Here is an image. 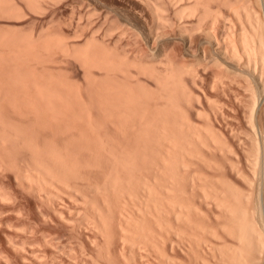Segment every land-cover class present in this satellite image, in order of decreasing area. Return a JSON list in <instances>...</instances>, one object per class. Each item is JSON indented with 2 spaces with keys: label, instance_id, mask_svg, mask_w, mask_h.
<instances>
[{
  "label": "bare ground",
  "instance_id": "obj_1",
  "mask_svg": "<svg viewBox=\"0 0 264 264\" xmlns=\"http://www.w3.org/2000/svg\"><path fill=\"white\" fill-rule=\"evenodd\" d=\"M21 1L22 3L24 2L23 4L24 6L26 5L25 7H27V9L29 8L30 10L41 13L44 10H46V7L48 8L50 7L49 4H52L51 2L55 3L58 0H21ZM75 1L76 0L72 2H75ZM106 1L107 0H92V1L87 0L88 5L92 4L90 5L91 7L94 5L93 8H91L90 6L86 4L88 7H90L91 10H93V12L94 11L96 12V10L98 9H100L101 12L104 10V12L102 13L99 10L100 16L104 13L103 14L104 16L102 15L103 19L100 18L101 22H104V24L100 22L101 24H99V27L101 28V26L103 25L104 26L107 25V26L106 28L104 27L105 34L103 36L101 35L100 36L102 38L103 37L107 38V36L105 35L111 36V34L116 31L118 32L116 33V35L118 36L117 37L115 36V39H116V40L114 39L115 41H117V38L119 36L121 38L125 37L124 34L127 35L128 32H129L128 34L130 35L132 34L133 37L137 36L139 40L140 38L138 36H140L147 46L153 47L155 45L156 50H157V47L160 48L161 50L160 52L162 54L161 59L158 56L159 60L157 57V61L152 59V61L150 62L146 58L145 60H142V59L136 58L137 56L134 57L136 54H134L133 57H130L128 55L129 52L128 54L126 53V50H127L126 46H128L129 48V45H131V43L128 45L124 44L126 45L124 47V46L117 44V42H115V44L113 45L114 42L112 43L111 41L112 45H108L109 41H106L105 38H103V40H105L106 42L103 41L102 38L100 39L99 36H98L99 39L96 37L98 33L101 32V29H102V28L100 29L99 27L97 28L100 31L97 28H96L97 29L96 31H95V28L92 29V32L93 31L97 32V35H94L95 33L91 32L92 34L90 36H86L87 39L85 40V42L84 41H82L83 43L77 42L81 44V45L76 44L78 46H75V44L70 43L68 38L65 37L66 35L64 36L61 33L57 34V32H54V33L48 32V29L50 30V28H48L47 31H45L44 33H41L42 31H40L38 35H36L35 33L33 34V32H31L30 34L29 33L25 34V35L24 34L18 35V33L16 32L15 33L7 32V34L3 32L0 34V103L1 105L4 106V109H6L7 111H12L13 113L16 112L20 115L30 117L32 118L33 121L39 122L40 125H43L44 128L49 124L55 125V127L56 125L59 127L62 126L60 127V129L74 126L75 129L78 128L80 131V134L78 135L83 136L88 141L90 138L89 135H91V137L93 136L94 139L91 138L92 139L91 142L94 143V145L96 146L97 153H99V150L101 151L103 150L105 152L104 154L107 155L106 158L107 157L111 158V161L108 159V161L110 162V167L108 166L109 167L108 169L110 170L107 176L109 177L111 176L110 178L113 181V183L111 181L113 187H116L117 184L124 183L123 181L125 182L127 181V183L129 182V184L131 182L132 183L134 182V184L136 185L139 191L142 190L145 193L146 197L149 196L148 197L149 199L145 197L146 198L145 201H148V200L150 201V198L156 196L155 200L153 201H155L154 202L155 206L156 205L159 206L161 203L160 202L158 203V200L160 198L158 199L157 196H160V194H166V193H163L162 191L164 192L167 191L168 193H171L177 189V188L174 189L175 188L174 184L179 174V173L177 174V171L179 170L184 171V170L189 169V163L191 161V158H193L194 155H196L199 150L198 145L205 144L206 142H208L207 138H210L212 142L213 141L215 142L214 143L215 145L217 144L218 146H220L219 144L223 145L226 143L225 147L227 146V142H225V140H223L224 141L223 142L222 139H220L222 137L225 138V136H222V135L217 136L218 133L215 134V131L212 129L215 126L212 125L211 127V123H209L208 126L205 125L206 127L204 128V130H202V128L198 124L199 122L197 123L194 120L193 116L188 111L190 108H195L197 114L202 113L200 109L195 106L194 104L195 102L200 104L201 99L205 98L207 102H210L211 104L214 105V101H212V97L218 96V95L221 96L220 94L221 92L219 93L220 89L218 87L222 86L221 88L224 87V90H226L225 89L227 88L226 85H229L231 83L233 85V83L236 82L238 85H240L241 88L243 86L242 89H246L245 92L248 91V93H251L252 95V98H250V104L251 105L253 104L252 107L249 104V106L251 107L249 108L247 106L248 103L244 104L245 105L244 107L242 106L243 108L247 106V108L245 109L251 110L249 112L251 113V115L249 116L248 114L251 122L249 121L248 118H247L248 120L246 119L247 121L250 122V124H248L247 122L248 126L253 125V127H256L260 123V122L259 123L255 122V124H253L254 122H252L251 118L255 115L259 116L261 113L264 112V97L262 100L263 101L262 104L260 103L261 101L259 100V94L261 95V93L264 92V0H127V1L121 0L120 5L116 6L118 7V9L114 7L117 11H114L113 9L111 10V7L107 6ZM17 2H18L17 0H0V13L1 12L2 14L6 13V14H9L10 16L12 14L14 15V17H16L15 15L20 14L22 11V9L20 8L22 3L19 6ZM83 2L85 3L86 1L84 0ZM99 5L101 6L105 5L107 7L102 9L101 6ZM89 11L88 13L92 15ZM112 11H114L115 14L112 13ZM22 13H24V11ZM111 13L114 15L113 19H111L112 18L111 16H113ZM100 16H98V19ZM18 17L20 16L18 15ZM149 17L151 18V22L149 20ZM109 18L111 20H109ZM80 28L83 29L82 27ZM85 29L86 27L84 28V31ZM84 31H80V32L84 33ZM133 37H129V38L132 39ZM134 38L135 40H137L136 37ZM120 39H119V42H120ZM142 39L140 40L141 42H142ZM139 42H135V43H139ZM135 43L133 47H137V44ZM177 43H180L182 46L181 51H180L181 54L178 53V48L176 47ZM130 47H132V45ZM138 47L140 48V44H138ZM51 50L53 51L50 52ZM47 52H50L51 54L53 53L52 57H55V55L57 56V54H59L58 55V58H59L60 56H62L60 54H64L66 56L67 55L74 56L75 57V58L73 57L74 59L77 58L81 62V64L84 66L83 68H84V75H85V84L82 87H77L78 85H73L71 83L72 80L70 79V77L69 78L67 77V73H66L67 71L65 69L62 68L65 71L62 70L63 72H61V70H59L58 67H56L58 71L53 67L59 61L57 59H56L58 61V62L56 61L57 63L53 61L51 54H49L50 55L49 57L47 55L48 54ZM130 55L132 56L133 54H130ZM179 57H182V58H179ZM185 57L187 60L185 59ZM49 58H51L50 61H49ZM189 59H191V61H189ZM51 60L55 62V64L52 66L54 69L51 67L53 62L51 65L49 64ZM94 68H97L99 70V74H96L93 71ZM132 69H134V72L132 71ZM207 72L208 73L212 72V74L210 75H213L212 76L213 79H210V81L212 80L210 87L208 88L205 86L206 85L205 81L207 80V78L209 79V77L211 76H209V74H208V77L205 76ZM62 73H65V75ZM141 75L147 76L149 79L152 80L153 83L149 84L148 82L144 81L141 78ZM228 87L231 88L232 86L230 85ZM227 91H228V88H227ZM237 93H235L236 96H237ZM243 96L245 97V95ZM244 97H243L244 102L242 103H246ZM246 97H248L246 101L249 102L250 96L247 95ZM240 100L243 101L242 99ZM220 101H217V102L220 103ZM94 102L96 105H94ZM183 103L187 104L189 109H186ZM221 104H226V103L224 102ZM220 107H222V105ZM93 108H95L94 111H93ZM218 109L221 110V108L219 107ZM245 109H243V111H245ZM213 111H217V109L216 110L214 109ZM224 111H225V108H224ZM257 116H255V118ZM17 117H21V116H17ZM3 119H2V116L0 115V144H1L0 146L2 145L5 146L6 150L2 146V149L5 150V151L3 150L2 151L7 152L8 149L6 147L7 146L6 142L9 140L8 136L13 135L15 139L13 137L12 138L9 137V138L13 139L14 141L18 140V138L20 140V138L22 137L21 134L23 133V131H21V129H18V128L15 129L14 128L16 126L15 124H14L15 126L14 125L10 126L12 124L9 123L10 125H8V123L7 124L6 122L4 123L5 119L4 120ZM21 119L23 120L22 117ZM8 120L6 119V121ZM32 120L30 119V122ZM101 120L107 123L108 131L110 133L107 132L106 135L119 148L118 152L109 153L108 151H106L105 149L106 143L103 140L102 135L100 134L98 130V126ZM258 120L259 119L257 117V121ZM241 121L242 120H240V123ZM262 123H264V121H262ZM6 125H8L9 128L13 127L14 129V130H11L10 135L9 133L7 134V132L5 131V129L7 130ZM258 126L260 127V125ZM49 128H51L52 130L53 127H49ZM262 128L264 130V127ZM56 129L59 130L58 128ZM69 129L70 128H68L67 130ZM253 129L255 130V128ZM260 129H259V132L262 133V130ZM28 130L30 131V129H27V131ZM241 130H244V129L242 128ZM19 131L21 134L19 133ZM27 131H24V134H26ZM73 131L75 132V135H76V131L75 130ZM247 131L248 130H246L247 134L242 133L244 134V137L246 135L249 136V134L253 136L252 131H251L252 134L249 133L250 130L248 132ZM32 133H31V136L29 137V139L31 138L30 140L29 139L26 140L27 134L26 136L24 135L25 141H32V138L35 137V135L33 136ZM254 134H256V132H254ZM18 135H21V137L20 136L18 137ZM256 136L258 137V135ZM253 137L251 138V140L253 142L256 141L257 143V140L259 138L257 139L255 137V140H254ZM22 138H21L22 141H20L21 145L24 144L25 142L23 141L24 138L23 139ZM65 139H68V138H65ZM246 139L249 140L250 138L247 137ZM252 141L251 143L253 145L254 143ZM81 143L82 142H80V145H82ZM29 145L31 147L27 146V148L30 150V152L37 148L36 147L37 143L31 144L29 142ZM84 145L85 144H83V146ZM254 145L258 146V144H254ZM55 146L56 145L54 144V147ZM256 146H253L254 147L253 150L256 149L255 151L259 153V151L257 150L259 149V147L256 148ZM40 148L42 147H39V150L38 149L36 150V151H39L38 153L42 152V149H44V148L42 149ZM48 148L50 147L48 146ZM52 148L50 149L45 148L43 150V151H47L46 154L44 155L48 154L50 156V159L52 160L50 161V159L47 156H45V161H48L46 160V157L47 159H49V161L47 162L49 165L52 162H53L52 165L54 164L57 165L56 162L60 164V166L58 165L56 166L58 167V169L59 167H61L59 172H61L63 169H66V171L71 169V172L72 170L74 172L77 167H79V170L78 169L77 170L80 171L81 166L79 165L81 164L83 166L81 162L79 165L76 163L77 167H75L74 163L76 159H74L75 161L72 160L71 163H73L74 166L72 165L71 166L72 168H71L68 165H69V160H71L72 158L69 160L65 159L67 157L64 158V155H63L64 153L59 151L61 148H59L58 151H56L58 148L57 146L56 148H54L55 150ZM79 148L81 149L80 146ZM62 150L63 149H61V151ZM82 150L83 148L81 149V151ZM2 151H0L1 154H2ZM66 151L64 152L66 153ZM103 151H102V154H103ZM228 151H230V149ZM250 151L251 150L248 151L247 156L248 157L251 156L250 159L251 160L252 158L254 160L256 159L255 162H257L258 161L257 159H259L260 154H255L256 152L254 151V154H255L254 155ZM34 152L35 151H33L32 155H34L33 159H35L34 165L36 167L38 166L37 167L38 169L37 168L36 169L39 170L40 168L41 170H44L43 174L44 173L49 174V176L45 174V176H47L45 177L46 178L45 180H48L49 186H52L54 188L55 185L53 184L54 185L53 186L52 184H50L51 180L49 181V177L54 176V173L58 169L55 168L56 170L54 169V171H51V169L53 170V168H50L51 165L49 166L47 163L45 164V161L43 162L44 158L42 157H44V155L40 154V155H43L41 157L38 153L36 154V152L34 154ZM57 152H59V154ZM223 152H226V151H222V154H224ZM202 154L198 155L199 160L201 159L200 156ZM35 155H37V157H35ZM38 155H39V158H38ZM67 155H70V154H67ZM95 156H96L95 158L98 157L97 159H99V157H102V156H97V155ZM203 156H201L202 159H203ZM254 156L257 158H254ZM2 158L0 159V161L2 160ZM91 160L93 161V158ZM261 160L263 159L261 158ZM94 161L95 163H94V166L92 167L94 169L96 165L98 164L101 165L102 163L101 160L100 162H97V163H96L97 160H94ZM88 163L86 165L84 163V166H86L85 168H88L87 167L88 165L92 166L90 165V163L89 164ZM208 163L209 161L207 162V164ZM250 164L251 166L255 165V163L252 164V162H250ZM5 165H8V164L6 163ZM55 165L52 167H55ZM35 166H33V168ZM101 167L96 166V169L100 170ZM33 168L31 166V169L29 170H32ZM149 170L152 171V174L150 173ZM28 171L26 170V172ZM64 171L65 170H63L64 177L66 176L65 174L69 175L70 173V175H72L73 173V172L64 173ZM78 171H77V174H79ZM37 172L39 171H36L35 174L34 173L32 174L36 176L39 174L38 177H40L42 175L40 173L42 172L36 174ZM255 172L253 174L254 176L257 175V173L255 175ZM20 173L21 175H23L24 171L23 173L22 172ZM57 173H56L57 176L55 175L54 177H51L50 179L52 178L54 179V178H57L58 176H61V174L58 173L59 174L58 175ZM201 173H200V176L202 175ZM28 174H31V171H29ZM150 174L153 176H150ZM240 174H243V172L242 173L240 172ZM25 175L27 174L25 173ZM104 176L106 175L104 174ZM107 176L105 178H107ZM41 177H44V176L42 175ZM109 177L107 179L104 178V180L105 181L108 180ZM161 177H164V179H162ZM38 179L39 178H37L36 180ZM41 179H44V178H41ZM177 179H179V177ZM204 179L206 178L203 177V181L205 182ZM59 180L54 179V181L56 182H58ZM62 180L61 182H65V180L64 181ZM201 180H202V177H201ZM207 180L206 182H208ZM40 183L42 184V182ZM66 184L67 182L65 183V186ZM176 184L178 185V183ZM68 186L70 185L67 184L66 188ZM98 187L100 188V186ZM211 188L213 187L211 186ZM238 189L240 190V188ZM96 190L98 191L99 189H96ZM168 193L167 195H170L171 197V194H168ZM221 194H224V192ZM173 195L174 194H172L173 199L177 198V197H174ZM236 195L238 197H241L238 195V193ZM236 195H235V198H236ZM0 196H3V195L0 194ZM217 196H218V193H217ZM244 196L245 195H243L242 197ZM219 197L220 196H218V198ZM238 197H237V200L239 201L240 199H243V198L239 199ZM161 198L163 199L164 197H161ZM173 199H172V202H170L169 200V203H171L172 205L176 203V202L173 203L174 201ZM177 200L180 201L182 199H177ZM218 200L220 201V199ZM218 200L216 198L215 201L217 202L215 206L219 208L220 206L217 205ZM252 200L253 199H251V202H254ZM159 201H161V199ZM179 201L176 203V205H173V209L174 207L176 208L177 205H179V207L181 208L180 211L177 210L178 212H174L175 214L173 215L177 217L176 219L177 221H179V218L180 219L182 218L183 220L182 216L186 217V215H183V212H186V210L188 211L187 206L191 207V205H186V204H183L182 202L179 203ZM229 201H227V203ZM231 202L232 201H230V203ZM241 203L243 204V206L245 205L242 201ZM232 204L235 205L234 202H232ZM182 205H185L184 207L186 208V210L183 212H182L183 210ZM239 206L230 207L231 209L230 213H232V210L234 211L232 213L233 215L231 214L232 217L234 216V214L236 215V218L234 219L233 217V219L235 220L234 222L236 224L238 223L237 226L239 228V234H240L239 241L242 240V243L244 242L245 244H247V242L250 240L251 244L249 241V244H247V246L252 245V239L255 236H253L252 238L253 233L251 234V232L254 229L256 231L255 224L256 225L258 224L255 223V221L253 222L252 216L250 217L249 215V218L251 219L247 217L248 214H251L250 212L248 213L245 212L248 207L245 210H244V207H241V206H240V209H237V207ZM156 208L157 210H160L158 209V207ZM232 208L234 209L236 208L237 210H234ZM252 209H254V207ZM173 211H176V210H173ZM227 212L229 213V211ZM186 213L189 214L188 216H190V213L188 212ZM188 216L187 218H185L186 220L191 218V217L188 218ZM233 219L232 220L229 219V220L233 221ZM193 224L195 226L196 223L193 222ZM197 225L198 224H196V226ZM202 225H201V228H202ZM204 228H206V226H204ZM174 230L177 231L176 229ZM183 230L184 229H182V231ZM182 231H180V233ZM200 231L207 232V230H200ZM213 231H214V228H213ZM185 232L186 231L184 230V232L182 233L187 234L189 238L188 232L187 233ZM256 232L258 234V230ZM228 234L230 233L228 232ZM236 234L238 235V232ZM254 234L256 235V233ZM192 235H193L192 236V239H193L194 236L196 235L194 234ZM214 235L215 234H212V236ZM232 236H235V235H232ZM257 236H256V239L260 237V236L259 237ZM250 237L252 239H250ZM205 238H204V241L206 240ZM197 239L200 240L201 238L197 237ZM260 239L262 240V237ZM260 239L258 240V242H261V243H258L254 239L255 240L254 242H257L258 248L260 246L259 244H261V246L263 245V242L260 241ZM209 241H208L209 243L212 242L211 240ZM201 242H202V239H201ZM212 244L213 243H211V246ZM245 244H242V245H245ZM255 245L253 247L256 250L254 251V253L256 252V256L258 255L262 256L260 255L261 253H259L260 249L258 250V253H257V249ZM230 246H228L227 248H229ZM232 248L235 249L233 246ZM229 249H231V247ZM241 249L242 248H240V251ZM243 249H246V248L244 247ZM254 249H251V250H254ZM238 250L235 249V251L237 252ZM247 250H248L247 253H249L248 257L250 258L251 256L250 253H252L253 251L251 252L250 250L249 252V249ZM261 251H262V248H261ZM254 253L252 254V256L254 255ZM240 256L241 258L243 257L242 255ZM255 258H259V257H255ZM220 261H221V258H220ZM252 261L254 260L252 259ZM252 261L251 263H254ZM208 264H210V262Z\"/></svg>",
  "mask_w": 264,
  "mask_h": 264
},
{
  "label": "rangeland",
  "instance_id": "obj_2",
  "mask_svg": "<svg viewBox=\"0 0 264 264\" xmlns=\"http://www.w3.org/2000/svg\"><path fill=\"white\" fill-rule=\"evenodd\" d=\"M17 1H18L17 4L20 6L22 1L21 0H17ZM72 1L71 0H58L55 3L51 2L52 4L48 3L50 7L49 8L46 7V10H44L43 12L39 11L41 13L30 10L29 8L27 9V7H25L26 5L24 6L23 4L24 2H23L20 8L22 9L21 13L23 11L24 13H22V15L21 13L18 14L20 17H18V15H15L17 18L14 17V15L12 14L10 16L9 14H6V13L2 14L1 12L0 13V34L3 32L5 34H7V32L9 33L16 32L18 33V35L19 34L25 35V34H28V33L30 34L31 32H33V34L35 33L36 35H38L40 31H42L41 33H44L45 31H47L48 28H50V30L48 29V32H51V33L57 32V34L61 33L64 36L66 35L65 37L68 38L70 43L75 44V46L81 45L80 43L82 41L85 42V40L87 39L86 36H90L93 32L95 33L94 35H97V32H95L98 29L97 27H99V24L101 23L104 24V22H101V19H100V18L103 19L104 13L102 14L103 16L101 15L102 16L101 17L99 14L101 12L100 9L96 10V12L95 11L93 12V10L90 9L91 7L90 5L92 4L88 5L87 0H85L86 1L85 3L83 2L84 0L82 1L76 0L75 2H72ZM106 3L108 7H111V10L113 9L114 11H117L116 9H118V7L116 6L120 5L121 0H107ZM86 4L90 7H88ZM93 6L91 8H93ZM107 6L103 5L101 6V8L103 9V8H106ZM88 11L92 15H90ZM114 11H112V13H114ZM102 12H104V10ZM88 14L90 17L88 16ZM97 15L100 16L99 19ZM111 17H112L111 19H113L114 15ZM111 19L109 18V20ZM149 20L151 22L150 17H149ZM106 26L107 25L101 26L103 30L99 27L101 29V32L103 31L104 32L101 33L99 32L100 30L98 29L99 33L96 36L97 38L98 36L100 39L102 38L101 36L105 34ZM80 27H82L83 29H81ZM85 27L86 29L84 31ZM94 28H95V31L92 32V29ZM80 31H84V33H81ZM113 33L112 34L114 36L111 33H109L111 34V36L105 35L107 36L108 39L106 37H103V38H105L106 41H109L108 45H112L113 42H114L113 43L114 45L115 42H117V44L125 47L126 45L124 44L128 45L131 43L132 47H130L131 45H129V48L128 46H126V49L128 51L125 49L127 54L129 52L128 55L130 57H133L134 54H136L134 57L137 56L136 58L142 59V60H145L146 58L150 62L152 61V59L157 61L158 56L161 59L162 54L160 52L161 51L160 48L156 46L157 47V50H156L155 45L153 47L147 46L140 36L138 37L140 38V40L142 39V42L137 38V36H134V37H136L138 41L135 40L132 34L131 35L128 34L129 32L127 33V35L124 34L125 37L121 38L119 36L117 38V41H115L116 40L115 36L116 37L118 36L116 35V33L118 32L116 31ZM129 37H133V38L130 39ZM119 39H120V42H119ZM134 41L135 42L140 41V42L135 43ZM77 42H80V43H77ZM134 43L137 44V47H133ZM138 44H140V48L138 47ZM176 47L178 48V53L181 54L180 52L181 47H182L181 44L177 43ZM52 51L53 50H51L50 52ZM50 52H47L48 53L47 55L49 57H50L49 54H51ZM52 54H51V57H52ZM130 54H133V55L131 56ZM58 55L59 54H57V56L55 55V57H52L53 61L55 62L57 60L59 61V62L57 61L58 63L56 62L57 63L56 65H54L55 62H53L52 60L50 63L49 62L48 63L51 65L53 62L51 67L54 65L53 67L56 70H57L56 67H58V69L61 70V72L66 70L67 77L68 78L70 77V79L72 80L71 83L73 85H78L77 87H82L85 84V75H84V68H83L84 66L81 64V62L77 58L74 59L75 58L74 56H68V55L66 56L64 54H60L62 56L58 58ZM159 57H158V60H159ZM179 58H182V57H179ZM50 59L51 58H49V61ZM191 59H189V61H191ZM62 68L65 70H63ZM93 71L96 74H99V70L97 68H94ZM132 71L134 72V69H132ZM62 74L65 75V73H62ZM208 74L211 77H209V79L207 78V80L205 81L206 83L205 86L207 88L210 87V84L212 81V80L210 81V79H213L212 77L213 75H210L212 74V72L210 73L207 72L205 76L208 77ZM141 78L144 81L148 82L149 84L153 83L152 80L149 79L147 76L141 75ZM235 83H233V85L232 83L229 85H226L228 88V91H227V88H225L226 90H224V87L223 88H221L222 86L218 87L220 89L218 90H219V93L221 92L220 93L221 96L218 95V96L212 97V101H214V105L211 104L210 102H207L205 98L204 99L202 98L203 100L201 99L200 104L195 102L194 104L196 107L200 109V111L202 112L201 114H197L195 108L189 109L188 105L183 103L186 109H189L188 111L193 116L194 120L197 123L199 122L198 124L202 128V130H204V128L208 126L209 123H211V127L212 125L215 126L212 129L215 131V134L218 133L217 136H220V135L225 136L227 140L222 136H221L222 138L220 137L219 138L222 139V141L225 140V142H227V146L225 147L226 143L223 145L219 144L220 146H218L217 144L215 145L214 144L215 142L214 141L212 142L210 138H207L208 142H206L205 144L198 145L199 150L197 154L194 155L193 158H191V161L189 163V169L184 170V171L182 170L177 171V174L179 173L177 178L179 177V179L176 178V181L174 184L175 186L174 189L177 188L174 191L175 193L174 192L168 193L167 191L165 192L162 191L163 193H166V194H160V196H157L158 199L159 198L161 199V201H159L160 199L158 200L156 198L158 200V203L159 202L161 203L160 204L161 206L159 205L160 207L157 205L155 206L154 204L155 201L153 200H155L156 196L152 197L154 199L150 198V201H152L153 203L150 202L149 200L145 201L146 198H148L149 196L147 195L148 197H146L145 193L142 190L139 191L136 185L134 184V182L133 183L131 182L129 184V182L127 183V181L126 182L123 181L124 183L117 184L116 187H113L112 185L113 181L110 178L111 176L110 177L107 176L110 170L108 169L110 167V162L108 161V159L111 161V158L110 157L106 158L107 155L104 154L105 152L103 150H102L103 154L101 150H99V153H97L96 146L94 145V143L91 142L92 141L91 138L94 139L93 136L91 137V135L88 134L90 137L89 138V141L91 142L90 143L83 136L78 135L80 134V131L78 128L75 129L74 126L68 127L70 128L69 130L71 131L67 130L68 128L60 129V127L62 126L59 127L56 125L55 127V125H50V124L49 125L45 124L48 127L46 126L44 128L43 125H40L39 122L33 121L32 118L30 117L20 115L16 112L13 113L12 111H7L6 109H4V106L1 105L0 103V115L2 116V119L4 117L5 119L4 123L6 122V124L8 123V125L12 124L10 126H13L15 124L17 126L16 127L14 125L15 129L18 128V129H21V131H23L22 134L19 131V133L22 135L23 138L27 134L26 140L29 139L32 132H33L32 133L33 136L35 135V137L32 138V141H25V138L23 139L21 135H18V137L20 136L23 139V141H25L24 144L22 145L20 144V141H22L21 138L20 140L18 138V140L14 141L13 139H11L13 135L12 136L6 135L8 136V139H9L6 142L7 143L6 147L8 151L3 152L6 150V148L5 146L2 145L3 148H5V150H3L2 146H0L1 147L0 151L3 150L2 154L0 153V155L3 157L2 158L0 156L2 158L1 160L2 162L0 161V191L3 192V193L0 192V194L3 195V196H0L2 198V199L0 198V264H206V263L208 264L209 262L210 264H250L252 259L254 260L252 261L254 263H251V264H256V263L264 264L263 262L264 261V254H263L264 253V173H263L264 172V141H263L264 135H262L264 134L263 133L264 130L262 128L264 127V123H262V121H264L263 120L264 112L261 113L259 116L255 115L258 117L259 119L258 121H257V117L255 118V116L251 118L252 122H254L253 124H255V122L257 123L260 122L258 124L260 125V127L258 125L256 127H253V125L248 126V124H250L251 122L249 118V116L251 115V113L249 112L251 110L248 109L249 110L248 111L245 108H247V106L249 108L252 107L253 104L252 105L250 104V98H252V95L251 93H248V91L245 92L246 89H242L243 86L241 88L240 85H238L237 83L236 85ZM230 85L233 87V88L231 87L232 89L228 87ZM235 93H237V96ZM246 93L248 96H250L249 102L246 101L248 99V97H246L247 96ZM243 95H245V97ZM242 96L244 97L246 103H242L244 102ZM234 97L236 98L239 97V98L236 99ZM263 97H264V92H262L261 95L259 94V100L261 101L260 102L261 104L263 103L262 101ZM240 99H242L243 101H241ZM215 101L216 102L220 101V103L219 102L216 103ZM224 102L226 104H221ZM220 104L222 105V107H220L221 106ZM244 104H247L245 108H243L245 106ZM249 104L251 105V107L249 106ZM94 105H96L95 102H94ZM218 107L221 108V110L218 109ZM224 108H225V111H224ZM94 109L95 108H93V111ZM212 109L213 110L217 109V111H213ZM243 109H245V111H243ZM243 112L246 114H244ZM17 116H21L23 120L21 119V117H17ZM26 117L29 119H27ZM247 118L249 119L250 122L247 121L248 120ZM6 119L7 120L9 119V120L6 121ZM30 119L33 122L32 121L30 122ZM240 120H242L241 123H240ZM8 125H6L7 130L5 129V131L7 132V134L9 133L10 135L11 130H14V129L13 127H10L12 128L10 129ZM49 127H53L52 130ZM241 127L244 130H241L242 129ZM56 128H58L60 132L62 130V132L60 133L59 130H57ZM253 128H255L256 131ZM27 129H30V131L29 130L27 131ZM54 129L56 130V132ZM259 129L262 130V133L259 132ZM73 130L76 131V135ZM77 130L79 133L77 132ZM98 130L100 134L102 135L103 140L106 143L105 145L106 151H108L109 153L118 152L119 148L106 135L107 132L108 133L110 132L108 131V125L105 121L103 120L100 121ZM246 130L248 131L250 130L249 133H251V131L253 132L254 130L256 134H254L253 132V136H254L253 137L248 133L249 136H251L249 137L246 135L248 138H250L248 140L246 139L247 138L246 136L244 137V134H247ZM24 131H27L26 134H24ZM256 135H258V137ZM252 137L254 138V140H255V137L257 139L259 138L257 140V143L256 141L253 142L251 140ZM65 138H68V139H65ZM242 138L244 139V141ZM80 139L83 141H81ZM34 140L37 143V146H36L37 148L30 152L27 146L28 147L30 146L29 142L31 144L33 143L36 144ZM250 140L254 144H258V146L254 144L252 145ZM80 142H82L81 143L82 145H80ZM54 144L58 147L56 151H58L59 148L63 149L62 151L61 149L59 151L64 153L63 154L64 158L67 157L65 159L69 160L72 158L71 160H69V165H68L69 167H71L72 165L74 166V164H75V167H77L76 163L79 165L80 162L83 164V166L80 164L79 166H81L80 167L81 169L80 171H78L79 167H77L75 169L76 173L75 171L73 172V170H72L73 172L72 173L71 169L67 171L66 169H63L65 170L64 173L66 172L72 173V175H70L69 173L70 176L65 174L66 176L64 177L63 170L59 172L61 167H59V169L58 167H56L57 165L60 166V164L56 162L57 165L54 164L55 167H52L54 166L52 165L53 162L52 163L50 162L51 163L50 168H53V170L51 169V171H54V169L57 168L58 173L61 174L62 176V177L58 176L60 178L57 177L58 179L57 178H54V179L56 180L63 179L62 181L65 180V182H61V180L56 182L54 181L53 178L50 179L51 177H54L57 173V171L55 173L53 172L54 176L49 177V181L50 180L51 182L54 181L52 183L50 182V184L55 185V186L53 185L54 186L53 188L52 186H49L48 180H45L46 179L45 177L49 176V174L47 173L43 174L44 170H41L40 168L39 170H37L38 166L36 167L34 165L35 159H33L34 155H32V153L33 151H35L37 154L39 151H36V150L37 149L39 150V147H42L44 149L45 148L50 149L53 146L52 149H54L56 148V146L54 147ZM83 144L85 145L83 146ZM86 144L87 145L89 144V145L87 146ZM48 146L50 148H48ZM79 146L81 147V149L83 148L82 151L79 148ZM253 146H256V148L259 147V149H257L259 153L255 151L256 149L253 150L254 148ZM219 147L220 148L222 147V148L220 149ZM223 147H225L226 150ZM261 148L263 151L261 150ZM44 149H42V152L38 154L39 155L46 154L47 151H43ZM229 149L230 151H228ZM66 150L68 151V153ZM249 150H251L250 152L252 154H254V151L256 152L255 154H260L259 159H257L259 163L258 161L255 162L256 159L254 160L252 158L251 160L250 159L251 156L249 157L247 156ZM64 151H66V153ZM222 151H226V152H223L224 154H222ZM57 153L59 154V152ZM67 154H70V155H67ZM200 154H202L201 156L204 155L203 159L200 156L203 163L201 159L199 160L198 155ZM39 155H38V158H39ZM43 155H40V156L42 157ZM95 155L102 156V157H99V159L102 161L101 165L95 164L97 167L102 166L100 170L96 169V166H95V169L92 168L95 163L94 160H97L96 163L100 162V160L97 159L98 157L95 158L96 157ZM45 156H47L50 159V156L48 154L44 155V157H42L44 158L43 162L45 161ZM35 157H37V155H35ZM47 157H46V160L49 161ZM92 158L94 162L91 160ZM254 158H257V157L254 156ZM261 158L263 160H261ZM74 159H76V161ZM72 160L75 161L74 164L71 163ZM206 160L209 161L208 164H207L208 161ZM48 161H45V164ZM50 161L52 160L50 159ZM88 162L92 166L88 165L87 166L88 168H85L86 166H84V163L86 165ZM250 162H252V164L255 163V165L253 166L254 167L256 166L257 168L256 167L254 168L253 166H251ZM6 163L8 165L10 163V165L9 166L5 165ZM31 166L32 168L33 166H35L34 167L35 170L34 168L32 170H29L31 169ZM26 170L31 171V174L32 173L35 174L36 171H39L36 174L42 172L40 174H42L44 177H41L42 175L40 177L44 179H41L40 177H38L39 174L37 176L34 174L32 175L28 174L29 171L26 172ZM23 171H24V174L21 175L20 172L23 173ZM77 171L79 174H77ZM149 171L152 174V171L151 170ZM253 171L254 172L256 171L255 175L257 173L256 175L257 177L253 175L254 174ZM240 172L241 173L243 172V174H240ZM25 173L27 175H25ZM200 173L202 174L201 176H200ZM45 174H47V176H45ZM104 174L107 176V178L109 177V179L106 181L104 180V178L106 177L104 176ZM151 174L150 176H153ZM201 177H202V180H201ZM203 177L206 178L204 179L205 182L207 179H208L207 180L208 182L205 183L203 181ZM37 178H39L38 179L39 181L36 180ZM161 178L164 179V177H161ZM44 180L45 182L47 181L48 184L47 182L45 184ZM40 182H42V184ZM66 182L67 184L70 185L67 187V188L70 187L69 189L66 188L67 184L65 186ZM176 183H178V185ZM210 185L213 188H211ZM98 186H100L101 189ZM238 188H240V190ZM96 189H99V190L97 191ZM216 192L218 193V196H220L219 198ZM223 192L224 194H221ZM236 192L238 193V195L241 192V194L245 195L246 197L245 196L242 197L243 195L241 194L239 195L241 197H238L236 195L237 194ZM167 193L171 194V197H172V194H174L173 196L177 198L173 199V197L171 198L170 195H167ZM235 195H236V198H235ZM161 197H164V198L162 199ZM215 197L217 198V200L220 199V201L218 200V204H217L218 206H220L219 208L215 206L217 202L215 201L216 200ZM237 197L239 199L240 198H243V199H240L239 201L237 200ZM228 198L229 199L231 198L230 201L234 202L235 205L232 204V202L230 203ZM172 199L174 200L173 203L174 202L177 203L179 201L177 199H182L179 201V203L182 202L183 204L191 205L192 208L190 206H187L188 211L184 207L185 205H182L183 206L182 212L186 210V212L190 213V216H188L189 214H187L186 212H183V215H186V217L182 216L183 220L182 218L181 219L179 218V221H177L176 220L177 217L173 215L175 214L174 212H178L177 210L180 211L181 208L179 207V205H177L176 208L174 207L173 209V205H176V203L173 205L169 203V200L170 202H172ZM245 199H247L248 201ZM251 199H253L252 201L254 202H251ZM227 201L229 202L227 203ZM241 201L245 204L244 206L241 203ZM229 205H231L232 207L240 205L241 207H244V210L248 207L247 208L248 211L246 210L245 212L247 213L250 212L251 214L253 213L252 215L251 214L247 215L246 213L248 218H249V215L250 217L252 216L253 222L255 221V223L258 224V225L255 224L256 231L258 230V234L255 231V229L251 232V234L253 233L252 238L253 236H255L253 239L250 237V239H252L253 246L252 245H248L250 247L247 246L250 240L247 242V244H245L244 242L242 243V240L239 241L240 234H239V228L237 226L238 223L236 224L234 222L236 215L234 214L233 216L234 219H233L232 213L234 211L232 210V213H230L231 206ZM240 206L237 207V209H240ZM252 206L254 207L255 210L252 209L253 208ZM156 207H158V209L160 210H157ZM237 209L235 208L234 210H237ZM173 210H176V211H173ZM227 211H229L230 214ZM224 214L225 215L227 214V215L225 216ZM253 215L255 218L253 217ZM187 216L188 218L191 217L190 218L191 221L190 219H187V220L185 219L187 218ZM229 216L232 217L233 221H230L232 219ZM180 220L182 221L185 220V221L182 222ZM193 222L198 225L196 226L195 224L194 226ZM201 225H202V228H201ZM177 226L180 228H178ZM204 226H206L207 229L204 228ZM213 228L215 232L213 231ZM174 229H176L177 231H175ZM182 229L186 231L185 233L188 232L189 238L187 234L182 233L184 232V230L182 231ZM198 230L199 231L207 230L208 233L206 231L199 232ZM180 231L182 232L180 233ZM227 231L230 234H228ZM237 232H238V235L236 234ZM254 233H256V235ZM192 234L196 235L194 236L193 239L196 240L198 237L202 239V242H201V239L200 240L197 239L196 241L193 240ZM212 234H215V235L212 236ZM232 235H235V236H232ZM257 235H259L260 237ZM236 236L238 239L236 238ZM256 236L259 238L256 239ZM261 237H262V240L260 239ZM204 238L206 239L205 241H204ZM207 239L212 241L211 243H213L212 246L214 247L211 246V243H209L210 241ZM254 239L257 242L260 239V241L263 242V245L261 246V244H259L260 246L258 248L257 242H254L255 241ZM258 243H261V242H258ZM228 244L232 245L236 250L239 249L238 252L235 251V249H233L232 246ZM242 244H245V245H242ZM250 244H251V241H250ZM254 245L256 246L257 253H258V250L260 249L259 253H261L260 255L262 256H259L258 254H257L258 256H256V252L254 253V251L256 250L253 248ZM228 246H230L231 249H229L230 247L227 248ZM243 246L246 249H243L244 248ZM211 247L213 248L214 252ZM260 247L262 248V251ZM240 248H242L241 249L242 252L240 251ZM250 248L254 250H251ZM247 249H249V252L250 250L251 252L253 251L252 253H250L251 255L250 258L248 257L249 253H247L248 251ZM243 253L244 254L247 253V254L244 255ZM253 253H254L253 255L254 257L252 256ZM239 254L242 255L243 257L241 258ZM255 257H259V258H255ZM220 258H221V261H220ZM244 258L246 259V261Z\"/></svg>",
  "mask_w": 264,
  "mask_h": 264
}]
</instances>
